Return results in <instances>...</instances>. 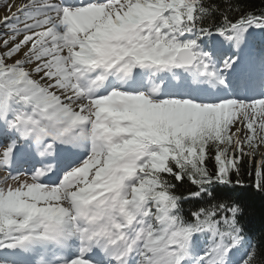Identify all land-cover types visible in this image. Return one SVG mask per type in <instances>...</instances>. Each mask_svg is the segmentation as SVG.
Returning <instances> with one entry per match:
<instances>
[{
  "label": "snow or ice",
  "instance_id": "6c2138e0",
  "mask_svg": "<svg viewBox=\"0 0 264 264\" xmlns=\"http://www.w3.org/2000/svg\"><path fill=\"white\" fill-rule=\"evenodd\" d=\"M0 4V264H264V9Z\"/></svg>",
  "mask_w": 264,
  "mask_h": 264
},
{
  "label": "trees",
  "instance_id": "16d2710c",
  "mask_svg": "<svg viewBox=\"0 0 264 264\" xmlns=\"http://www.w3.org/2000/svg\"><path fill=\"white\" fill-rule=\"evenodd\" d=\"M244 7L256 11L264 9V0H242ZM249 176L245 172L244 180L247 182ZM241 192L240 203L244 208L242 222L246 225V231L256 240L264 237V196L252 188Z\"/></svg>",
  "mask_w": 264,
  "mask_h": 264
},
{
  "label": "rangeland",
  "instance_id": "374dc122",
  "mask_svg": "<svg viewBox=\"0 0 264 264\" xmlns=\"http://www.w3.org/2000/svg\"><path fill=\"white\" fill-rule=\"evenodd\" d=\"M5 9H4V6L3 4H0V17H3L5 15ZM4 175V172L3 171H0V176H3Z\"/></svg>",
  "mask_w": 264,
  "mask_h": 264
},
{
  "label": "bare ground",
  "instance_id": "6f19581e",
  "mask_svg": "<svg viewBox=\"0 0 264 264\" xmlns=\"http://www.w3.org/2000/svg\"><path fill=\"white\" fill-rule=\"evenodd\" d=\"M11 3L20 4L23 3L24 0H10ZM6 14V12H4Z\"/></svg>",
  "mask_w": 264,
  "mask_h": 264
}]
</instances>
